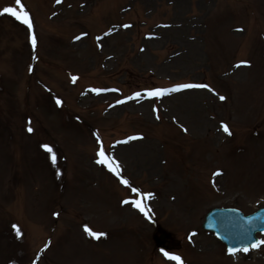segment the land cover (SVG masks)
Returning <instances> with one entry per match:
<instances>
[{"label":"rangeland","instance_id":"1","mask_svg":"<svg viewBox=\"0 0 264 264\" xmlns=\"http://www.w3.org/2000/svg\"><path fill=\"white\" fill-rule=\"evenodd\" d=\"M21 5L0 0L31 22L0 14V264H264L201 226L264 204V0ZM173 83L209 87L148 95Z\"/></svg>","mask_w":264,"mask_h":264},{"label":"water","instance_id":"2","mask_svg":"<svg viewBox=\"0 0 264 264\" xmlns=\"http://www.w3.org/2000/svg\"><path fill=\"white\" fill-rule=\"evenodd\" d=\"M204 226L216 230L229 247L247 246L257 242L256 231H264V208L252 216H244L236 209L215 208Z\"/></svg>","mask_w":264,"mask_h":264},{"label":"snow or ice","instance_id":"3","mask_svg":"<svg viewBox=\"0 0 264 264\" xmlns=\"http://www.w3.org/2000/svg\"><path fill=\"white\" fill-rule=\"evenodd\" d=\"M57 2L59 3L60 0H57ZM15 4L16 5H20L21 9L23 8V5H21V0H15ZM3 13L11 14L17 20H22L23 23H25L29 27H31V22H30V20L28 18V13L27 12L18 11L15 7H5L3 9ZM3 13H0V14H3ZM77 39H79V37ZM32 43L35 46L36 39H35L34 36L32 37ZM75 79L76 78L73 77V80H75ZM208 87L209 86L205 85V84H182V85H178V86H176L174 88H171V89H156L155 91L149 92L148 95L149 96H162L166 92H175V91H180L182 89H190V88H208ZM135 95L139 96L140 93H136ZM220 99L224 100L226 98L223 97V96H220ZM57 103L59 104L60 101L58 100ZM223 127H224V131L225 132H229V128H228L227 125H224ZM28 130H29V132L32 131L31 128H29ZM229 134H230V132H229ZM135 138L136 137H132L130 139H135ZM44 147H45V149L47 151L52 152V149L50 147H48L47 145H45ZM97 156H98L97 163L106 165L110 172H113V173H115L118 176L120 175L121 169H120L119 162L116 161L113 157L106 156V153H105L103 145L100 146V149L97 152ZM52 160H53V162H55V160H56V157L54 155L52 157ZM217 174L219 175V173H217ZM121 183H123L126 186L129 185V181L126 180V179H122ZM132 191L137 192L138 195H139V192H138L137 189L133 188ZM149 195H151V194H149ZM124 203L125 204H128V203L134 204L135 207H137L142 213L145 212V208L141 205L140 200H133V201L125 200ZM13 227L16 228L17 234L19 235L20 234L19 228H17V226H15V225ZM86 231H89V234L94 236L97 239H99L100 236L103 235L102 233L91 232L88 229H86ZM261 245H264V241H258L257 243L253 244L252 247L253 248H257V247H260ZM237 251H240V250L229 249V254L234 255ZM243 251L247 252V251H249V249L248 248H244ZM164 255L166 257H168L169 259H171V260L177 261V264H183L181 258L178 255H170L168 252H164Z\"/></svg>","mask_w":264,"mask_h":264},{"label":"bare ground","instance_id":"4","mask_svg":"<svg viewBox=\"0 0 264 264\" xmlns=\"http://www.w3.org/2000/svg\"><path fill=\"white\" fill-rule=\"evenodd\" d=\"M174 93H176L175 95H182L183 93H186L185 91H183V92H174ZM134 143H138L137 141L136 142H133V144ZM133 144H130L129 146V148H131V146L133 145Z\"/></svg>","mask_w":264,"mask_h":264}]
</instances>
